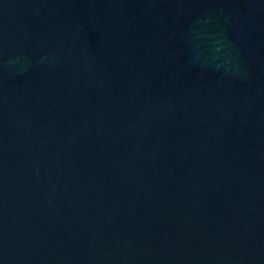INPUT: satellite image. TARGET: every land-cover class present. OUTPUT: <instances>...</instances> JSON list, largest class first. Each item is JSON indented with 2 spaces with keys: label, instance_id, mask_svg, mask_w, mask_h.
Listing matches in <instances>:
<instances>
[{
  "label": "water",
  "instance_id": "1",
  "mask_svg": "<svg viewBox=\"0 0 264 264\" xmlns=\"http://www.w3.org/2000/svg\"><path fill=\"white\" fill-rule=\"evenodd\" d=\"M0 264H264V0H0Z\"/></svg>",
  "mask_w": 264,
  "mask_h": 264
}]
</instances>
